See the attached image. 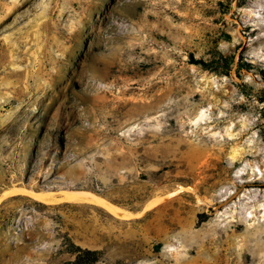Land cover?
Masks as SVG:
<instances>
[{"label": "rangeland", "instance_id": "rangeland-1", "mask_svg": "<svg viewBox=\"0 0 264 264\" xmlns=\"http://www.w3.org/2000/svg\"><path fill=\"white\" fill-rule=\"evenodd\" d=\"M72 245L264 264V0H0V264H75Z\"/></svg>", "mask_w": 264, "mask_h": 264}, {"label": "bare ground", "instance_id": "bare-ground-1", "mask_svg": "<svg viewBox=\"0 0 264 264\" xmlns=\"http://www.w3.org/2000/svg\"><path fill=\"white\" fill-rule=\"evenodd\" d=\"M237 155V151L233 150L231 154V158H235ZM17 191L24 193L26 195L31 196L33 199L42 202L44 204H53V203H60V202H70V203H92L95 205H99L106 209L111 214L121 217V218H130L138 215L139 213H131L128 210H125L123 207H119L105 198L101 197L100 195L96 194L95 192L89 190H82V189H61V190H33L26 187H18L16 188ZM15 189V190H16ZM182 186L174 190L172 193L176 194L177 192L181 191ZM12 190H6L4 194L9 192H13ZM15 192V191H14ZM158 199L154 198L149 200V202L145 205V208L148 206L153 205Z\"/></svg>", "mask_w": 264, "mask_h": 264}, {"label": "trees", "instance_id": "trees-1", "mask_svg": "<svg viewBox=\"0 0 264 264\" xmlns=\"http://www.w3.org/2000/svg\"><path fill=\"white\" fill-rule=\"evenodd\" d=\"M192 63H197L199 61H195L191 59ZM203 64V63H202ZM75 249L74 253V262L75 264H91L93 261H95L94 257L97 254V251L95 250H89V249H82L78 246L72 245Z\"/></svg>", "mask_w": 264, "mask_h": 264}]
</instances>
